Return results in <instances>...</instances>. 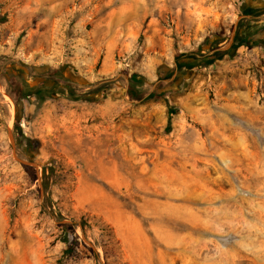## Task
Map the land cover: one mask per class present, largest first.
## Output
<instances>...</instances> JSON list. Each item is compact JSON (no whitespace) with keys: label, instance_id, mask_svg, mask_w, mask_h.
I'll return each instance as SVG.
<instances>
[{"label":"rangeland","instance_id":"rangeland-1","mask_svg":"<svg viewBox=\"0 0 264 264\" xmlns=\"http://www.w3.org/2000/svg\"><path fill=\"white\" fill-rule=\"evenodd\" d=\"M252 4L264 8L0 0V63L60 66L82 92L24 100L15 113L0 85V264H53L65 247L58 212L93 224L86 234L76 227L80 243L65 264H264V37L207 66L178 72L173 60L174 45L189 50L206 35L228 50L241 18L245 32L264 25V13L244 14ZM169 71L177 111L167 132L164 98L130 99L126 88L132 73L151 90ZM15 118L39 139L35 156L19 155ZM50 160L57 171L44 190ZM109 226L116 248L105 243Z\"/></svg>","mask_w":264,"mask_h":264},{"label":"trees","instance_id":"trees-1","mask_svg":"<svg viewBox=\"0 0 264 264\" xmlns=\"http://www.w3.org/2000/svg\"><path fill=\"white\" fill-rule=\"evenodd\" d=\"M243 12L244 14L256 17L264 13V8L256 7L252 4L245 6ZM75 17H77V14ZM75 17L72 20H74ZM248 21L249 19L246 17L238 21L233 42L228 50L221 49L218 46L221 42L220 38H212V35L204 36L201 41L189 50L180 51L177 46L174 45L173 60L175 69L181 72L184 69L207 66L221 59L229 50L237 49L242 45L258 44V36L264 37V25L255 27L252 32H245L243 28ZM23 67L26 68V70H22ZM38 67L40 66L21 64L9 58L4 59L0 63V85L13 101L15 113L18 112L19 103L21 101H29L31 98L37 102H44L45 100L53 98L58 92L65 93L68 97L75 99L82 96L79 85L73 84V82L65 76L64 70L60 66L47 65L44 68L42 67L41 70H39ZM169 75L170 71L165 72L163 75L158 73L157 79L159 82L151 90H146L145 88H141L143 83L142 76L132 73L128 78V85L126 88V95L130 99L164 98L167 106V122L165 128L167 132L171 129V119L177 111L174 104L167 98L168 84L163 81V79ZM0 108L7 112V105L5 103H1ZM13 130L16 145L19 149V155L23 157L35 156L40 146L39 139L26 135L21 130L16 118L14 119ZM24 168L28 170L27 165H24ZM41 171L43 187L44 190H46L51 175L57 171L55 161L50 160L42 163ZM33 178L36 179V173L33 174ZM45 207V204L41 205V209L46 211L50 216L55 214L53 208L49 207V209L46 210ZM56 215L59 220L58 225L63 231L62 240L65 243V247L53 264H65V261L74 254L76 247L80 243V236L76 232V227L80 226L82 233L86 234V231L90 229L93 224L84 217H81L78 221H61L64 217L60 212L56 213ZM109 231L110 234L106 236L105 243L106 245H112L116 248L118 240L115 238L111 226H109ZM88 249L93 252L91 247H88ZM94 259L98 260L97 253H95Z\"/></svg>","mask_w":264,"mask_h":264},{"label":"water","instance_id":"water-1","mask_svg":"<svg viewBox=\"0 0 264 264\" xmlns=\"http://www.w3.org/2000/svg\"><path fill=\"white\" fill-rule=\"evenodd\" d=\"M232 37H233V32H232V35H231V37H230V40L232 39ZM230 40H229V42L226 44V46H225V47H227V46L229 45V43H230Z\"/></svg>","mask_w":264,"mask_h":264},{"label":"bare ground","instance_id":"bare-ground-1","mask_svg":"<svg viewBox=\"0 0 264 264\" xmlns=\"http://www.w3.org/2000/svg\"><path fill=\"white\" fill-rule=\"evenodd\" d=\"M6 98H7V96H6ZM94 195H95V194H94ZM94 195H93V196H94Z\"/></svg>","mask_w":264,"mask_h":264}]
</instances>
